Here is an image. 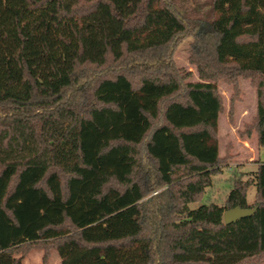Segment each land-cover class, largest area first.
<instances>
[{"label":"trees","instance_id":"16d2710c","mask_svg":"<svg viewBox=\"0 0 264 264\" xmlns=\"http://www.w3.org/2000/svg\"><path fill=\"white\" fill-rule=\"evenodd\" d=\"M241 78L261 149L264 0H0V264H264V160L201 203L229 162L218 84L232 121ZM237 206L258 207L226 224Z\"/></svg>","mask_w":264,"mask_h":264},{"label":"rangeland","instance_id":"374dc122","mask_svg":"<svg viewBox=\"0 0 264 264\" xmlns=\"http://www.w3.org/2000/svg\"><path fill=\"white\" fill-rule=\"evenodd\" d=\"M191 37H186L178 46L175 53V60L180 67L192 71L191 81H198L196 67L189 62L191 52ZM218 89L223 97L224 110L214 120L217 130V140L206 139L207 143L217 146L220 156L229 157V162L224 171L214 177L213 185L208 188L205 198L201 203L215 202L224 205L233 186V175L242 173V177L247 180L254 175L260 163L264 160V147L258 148L257 134L244 136L242 132L247 124H251L257 112V92L251 84L250 79H240L241 100L234 105L232 121L230 118L231 96L233 87L223 81L219 82ZM256 187L251 186L247 193L249 203L255 201ZM200 203L191 204L192 208L199 206ZM87 205L84 198H80L75 210L79 213L86 212ZM43 249L32 250L25 258L24 264H44ZM59 254L52 250L46 264H60Z\"/></svg>","mask_w":264,"mask_h":264},{"label":"water","instance_id":"95a60500","mask_svg":"<svg viewBox=\"0 0 264 264\" xmlns=\"http://www.w3.org/2000/svg\"><path fill=\"white\" fill-rule=\"evenodd\" d=\"M258 206L252 208H242L240 206L224 211V222L226 224L234 223L241 218L252 215Z\"/></svg>","mask_w":264,"mask_h":264},{"label":"crops","instance_id":"0c3cea01","mask_svg":"<svg viewBox=\"0 0 264 264\" xmlns=\"http://www.w3.org/2000/svg\"><path fill=\"white\" fill-rule=\"evenodd\" d=\"M56 251V250H55ZM57 252V251H56ZM24 262H25V260H24Z\"/></svg>","mask_w":264,"mask_h":264}]
</instances>
